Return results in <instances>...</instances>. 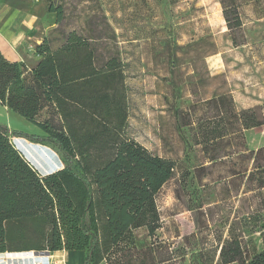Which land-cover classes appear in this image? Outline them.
<instances>
[{
  "label": "trees",
  "instance_id": "trees-1",
  "mask_svg": "<svg viewBox=\"0 0 264 264\" xmlns=\"http://www.w3.org/2000/svg\"><path fill=\"white\" fill-rule=\"evenodd\" d=\"M49 11L62 19V7L51 5ZM228 11L224 8L228 29L241 28L240 13L233 24ZM233 45L239 46L234 39ZM194 47V71L203 87L219 77L207 64L218 46L205 32ZM36 52L40 60L33 68L0 52V104L42 132H12L0 122V254L84 252L83 264H177L187 257L199 264H264V249L246 252L232 226L228 238L219 237L210 246L192 244L193 236L182 237L184 244L177 248L160 239L164 225L157 196L181 166L129 136L127 75L120 55L98 63L90 40L76 31L57 48L45 38ZM224 86L225 92L187 109L184 123L191 124L190 113L208 110L197 119L195 144L211 167L227 168L217 181L234 187L242 179L244 194L252 193L245 200L259 199L256 211L264 212V147L250 148L246 137L264 125V112L258 107L239 110L227 81ZM11 135L51 148L62 168L38 173ZM201 214L211 221L210 209ZM254 220L250 212L245 221ZM262 220L264 231V215ZM139 230L152 240L149 246H138Z\"/></svg>",
  "mask_w": 264,
  "mask_h": 264
},
{
  "label": "rangeland",
  "instance_id": "rangeland-1",
  "mask_svg": "<svg viewBox=\"0 0 264 264\" xmlns=\"http://www.w3.org/2000/svg\"><path fill=\"white\" fill-rule=\"evenodd\" d=\"M222 1L224 6L221 0H5V4L36 16L35 36L47 38L54 48L76 31L90 40L98 63L120 55L127 75L129 136L152 154L181 166L157 196L164 225L158 232L160 239L173 242L177 248L184 244L182 237L193 236L192 244L210 246L219 237L228 238L232 226L242 236L245 251L254 255L264 249V231L260 230L264 212L256 211L259 199L245 200L252 193L244 194L242 179L234 187L227 186L224 180L217 181L227 168L211 167L202 147L195 144L197 119L208 115V110L190 113L191 124L184 123L192 105L226 91L224 81L239 110L258 107L264 112V0ZM51 5L62 7L60 21L56 13L49 11ZM224 8L229 9L233 24L239 12L244 27L229 30ZM204 31L213 35L218 46V54L208 57L207 64L211 74L219 77L200 87L194 71V45ZM233 39L238 47L233 45ZM177 46L183 48L176 51ZM27 63L28 68L34 67L31 61ZM0 122L12 132L42 134L1 104ZM246 137L250 148L264 147V125L247 131ZM11 141L42 175L63 166L47 146L13 135ZM202 164L206 168L197 170ZM184 171L189 176L183 175ZM207 209L212 211L211 221L201 214ZM250 212L257 220L245 221ZM136 238L140 248L152 242L145 230L137 231ZM62 254L35 259V255L13 257L4 253L0 254V264H37L50 258L49 264H66L67 257ZM177 264L199 261L187 257ZM212 264L221 263L215 260Z\"/></svg>",
  "mask_w": 264,
  "mask_h": 264
},
{
  "label": "crops",
  "instance_id": "crops-1",
  "mask_svg": "<svg viewBox=\"0 0 264 264\" xmlns=\"http://www.w3.org/2000/svg\"><path fill=\"white\" fill-rule=\"evenodd\" d=\"M36 19V16L5 4V0H0V52L7 59L12 62L27 63L31 61L32 66L38 63L40 56L35 48L45 38L41 39L35 36L38 29ZM241 21L242 27H244L245 23L242 17ZM59 253H63L62 255L67 257L66 264L84 263V252H56V257H59Z\"/></svg>",
  "mask_w": 264,
  "mask_h": 264
},
{
  "label": "water",
  "instance_id": "water-1",
  "mask_svg": "<svg viewBox=\"0 0 264 264\" xmlns=\"http://www.w3.org/2000/svg\"><path fill=\"white\" fill-rule=\"evenodd\" d=\"M53 172V170L48 169L47 174ZM7 255H12L13 257H32V256H46L49 257L50 256V251H43V252H37V251H29V252H21V253H6Z\"/></svg>",
  "mask_w": 264,
  "mask_h": 264
},
{
  "label": "bare ground",
  "instance_id": "bare-ground-1",
  "mask_svg": "<svg viewBox=\"0 0 264 264\" xmlns=\"http://www.w3.org/2000/svg\"><path fill=\"white\" fill-rule=\"evenodd\" d=\"M54 255H55V253H54ZM55 257H56V255H55ZM33 258L37 259V256H36V257L34 256ZM38 258H41V257H38ZM50 259H51V258H50ZM50 259L45 260V261H42V260L40 259V260H41V261H40L41 263H37L36 261H35V262H36L37 264H44L45 262H47V263L49 264ZM35 262H34V263H35ZM58 262H59V261H58Z\"/></svg>",
  "mask_w": 264,
  "mask_h": 264
},
{
  "label": "built area",
  "instance_id": "built-area-1",
  "mask_svg": "<svg viewBox=\"0 0 264 264\" xmlns=\"http://www.w3.org/2000/svg\"><path fill=\"white\" fill-rule=\"evenodd\" d=\"M21 153V152H20ZM22 155V154H21Z\"/></svg>",
  "mask_w": 264,
  "mask_h": 264
}]
</instances>
